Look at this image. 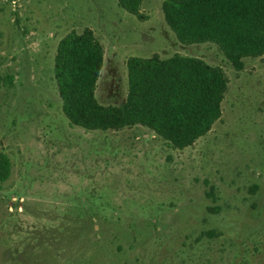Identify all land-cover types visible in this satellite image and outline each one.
<instances>
[{
	"label": "rangeland",
	"instance_id": "374dc122",
	"mask_svg": "<svg viewBox=\"0 0 264 264\" xmlns=\"http://www.w3.org/2000/svg\"><path fill=\"white\" fill-rule=\"evenodd\" d=\"M166 0L143 19L117 0H0V264H264V57L236 71L213 43L185 45ZM105 49L96 97L121 106L128 60L196 57L225 71L222 118L184 150L151 130L89 131L63 112L60 41Z\"/></svg>",
	"mask_w": 264,
	"mask_h": 264
},
{
	"label": "trees",
	"instance_id": "16d2710c",
	"mask_svg": "<svg viewBox=\"0 0 264 264\" xmlns=\"http://www.w3.org/2000/svg\"><path fill=\"white\" fill-rule=\"evenodd\" d=\"M117 1L143 19L144 0ZM162 10L181 43L218 45L238 72L246 59L264 57V0H166ZM104 60V46L92 30L72 32L59 43L54 75L63 112L74 126L104 132L142 126L184 150L222 118L230 80L219 67L179 54L133 57L125 104L105 106L96 97ZM12 173L11 158L0 150V184Z\"/></svg>",
	"mask_w": 264,
	"mask_h": 264
}]
</instances>
